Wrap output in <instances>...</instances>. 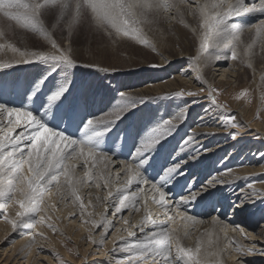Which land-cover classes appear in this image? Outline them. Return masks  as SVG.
<instances>
[{
    "label": "bare ground",
    "instance_id": "obj_1",
    "mask_svg": "<svg viewBox=\"0 0 264 264\" xmlns=\"http://www.w3.org/2000/svg\"><path fill=\"white\" fill-rule=\"evenodd\" d=\"M190 2L191 4L197 5L196 8H199V15L197 16H199V21L200 23H202L203 17L201 15V8L204 5H208V8L206 10L209 14H211L214 11L223 12L227 9L229 3H237V0H224V3L218 9L211 8L212 0H205V2L204 0H192ZM219 2L220 0H213V3ZM255 2L258 3L257 5L260 7L261 0H246V5H244L243 10L234 13L230 18L226 19V23L230 27L235 26H232L233 22L237 23V27H252L248 31V41L245 43L240 42L241 48L245 51L247 49H251V47L253 46H259V43H261V46L259 47H261L264 51V13L260 11H247V9L253 7V4ZM168 14L175 13L170 12ZM191 15H193V19L191 20L186 18L187 15H185V11L183 12V14L175 15L174 20L178 18L179 20L175 24L171 25L172 27L170 25L168 26L169 30L174 34V40L169 41L168 46H171L169 47V49H164L160 46L154 48V53L157 56V63L155 65H148L147 63L143 62L139 66H125L126 68H118L117 70L107 69L103 73H101L103 71L101 69L98 74H93V69H91V71L89 70L91 67H83V64H80V62H77L73 59L79 67L84 69L80 73L81 76L70 74L68 78L59 80V78L54 75L55 73L52 75L43 90L44 93H46L48 89H51L58 84H70L71 87L69 89V92L67 93V98L64 101V110H62V112L66 111L67 108H72L74 110L72 114L70 113L71 120H68L69 124L65 126L64 124L59 123V129L57 130H66L68 134H71L72 131L81 130L83 126V122H81L82 118H84L85 121L90 117L92 119H114L115 117L113 113L118 109V106H121V103H125V99L120 98L116 101H113L111 99V93L113 89L117 94L123 93L125 98H132L136 100V106L134 108H131L123 116L122 119L116 121L111 126V130L101 140L99 145L100 149L98 150L96 155L79 156V149H77V153L64 162L65 164L71 166L70 174L73 177L79 178L84 181L83 183L78 184L76 188L77 194L81 197V200L74 201V198L65 187H61L58 191L57 187L53 185L50 191L45 193L43 201L46 200V198L47 200L49 198H52V196L54 204H56L55 202H57L58 200L56 212L57 214L53 213L54 221H57V219L61 217H65L67 220L72 219L74 223L76 221H81L82 223H85L79 224V227H81V233H87V231H91V233L94 234L99 230V234L97 233V235H94L93 238L92 236H87L89 239L88 246H91L92 243H94V248L102 244V240L104 239V237L113 230L115 225H118L117 229L111 235L112 239L110 240L109 244L110 251H118V254H123L121 252V249H129L126 254H129L131 257H129L130 259L128 261L131 264H189V262H187L188 259L186 260L184 257H181L182 255H178L177 249L179 247H183L186 249L192 248L193 252H195L197 246H199L200 249L198 253L199 257H201L200 255H202V253L206 254L212 251L213 253L216 252L215 254L218 255V259H220L222 263L231 262V264H244L246 262L248 264H262L261 262H259V260L261 258L264 259V256H262L258 251L261 250V247H263L262 244L264 243L261 242L260 244H250V246H243V242L247 240L243 239L242 237L240 239L239 237L238 242L234 238V235L236 234H238L239 236L238 228H229L228 224H224L223 227L220 228L222 230L221 233L217 228L219 219L216 216H209L212 206L215 205L214 202H212L213 196L217 197L219 195L221 198L231 199L230 202L232 200L236 202V206L234 207L235 210H233L230 216H228L229 219H231L233 215L237 213V210L242 206L244 207V209H248V207L250 206H258V204L264 202V184L253 187L247 184L249 179L246 178V176L253 171H264V164L257 166L262 161L259 159L260 155L257 157L258 153L260 152V149H258L259 145L255 144V138L258 135L263 136L264 129H262L259 124L251 122L253 120L248 115L246 109H242L240 105L236 104L234 110L238 115L237 118L244 125L243 127H241L242 129L240 132H238V136H236L235 139H233L232 141L222 140L225 137L224 134L228 133L226 126L221 121L223 113L215 109V107L208 106V95L212 91V82H214L216 80V77L218 76L215 75V72L221 71L219 75L221 79H219L217 83L226 85L227 80L229 82L230 78H235L237 80L240 79L241 76L240 72H238L239 70L234 69V66L237 63L243 62L244 64H247L252 73L255 72L256 74V71L261 72L264 70V58L261 62L256 60L258 62L255 63L252 60L247 61V58H245L242 53L237 52V57L235 59H230L232 63H228L230 66L229 68L225 69L224 64L228 60L222 58L224 54L215 56V54L211 52H200L201 39L205 33V28H199L198 20L194 18L196 17V15L194 13H192ZM190 31L195 34L196 40L194 39V36L191 35ZM230 38L229 42L231 41V45H237ZM220 39L221 37H219L214 32L209 33V49L215 50L216 48L213 45L219 42ZM46 44L50 47V49L49 52L45 53H54L55 50L52 49L50 41ZM175 46H177L178 48L174 49ZM197 47L199 51L196 50ZM220 47H222L223 49V44H220ZM223 51V53H226L227 50ZM0 52L2 53L1 55L3 57V59L2 57L0 59V85H3V87H0V95H3V100L7 101L9 103V106H20L22 104L29 103L26 93L31 90V85L35 83V81H38L40 78L47 75L50 70L45 68L46 63L43 62L27 64L22 63L23 59L30 57L22 56L21 53L14 54L11 48L8 47V45L2 47ZM209 55H211L213 58L209 59ZM184 61H188L189 64L188 67H185L182 71V75L173 73L172 75L170 74L169 79L165 77L169 75L168 73L171 72L170 70H173V68H176L178 64ZM48 66H50L49 63ZM210 66H217L219 68L208 70ZM61 70L63 75L65 72H69L66 71L64 67L61 68ZM178 73L181 74L180 72ZM206 73H208V77H205ZM190 74H192L191 78L187 77ZM134 77H138V79ZM186 77L187 79H185ZM197 78L202 79L203 82L204 89L202 90L203 94L201 96L205 95L207 98L203 99L201 102L192 101L193 103H191L190 105L187 104V106H184V104L177 107L172 106V112L170 113L169 118L162 124H160V122H156V125H159L152 129V131L150 132V136L159 137V142L155 144L158 145L156 146V148H158L159 150L156 152V154L153 153L154 147L150 150L148 157L146 158L147 160L143 163V167L140 169L141 174L145 178V180L151 181V178L154 177L159 170V163L162 160L164 161V158L168 153L163 144L173 138V135H175L176 132L180 130L183 131L182 125L184 123H186L185 126L190 127L191 130L186 127L189 130V133L183 132L180 136L181 138L179 140V144L181 146V152L178 151L180 152V156L179 158L176 157L175 162H178L180 165L182 164L181 168L184 170V174H186L187 172L188 175L193 174V182L200 180V175L202 172L209 171L213 167L212 165L214 164V162L219 161L225 154L226 155L223 158L222 162H220V166L218 165L215 168L213 174L209 177V179H207L206 183L204 184L205 186H211V190L203 192V198L210 194V202L202 201L199 198L200 196L197 197L196 200H193L191 194L189 193H184L179 196V199L177 197V200H173L177 193L184 192L181 188L183 177H180V183L176 187H171V182L168 185H165V188H171V191H168L166 194V204L168 205V207H162L159 204V193L155 192L152 189L151 182L148 183V185L144 184L147 188L144 187L143 184V187L140 185L144 181H141L139 185L135 183V180L131 185L128 184L129 173L126 170L127 166H124L127 163L124 164V162L120 160L122 159V157H127L125 149H122L121 147L123 143L126 142L127 137L119 138L118 141H121V145H118L117 148H113L114 150L110 148V141L114 138V136L117 135L121 128L124 127V119L129 112H140L141 114H145L146 117H150V119H156L155 111H152L148 108L147 110L142 112L140 110H143L144 106L148 104V102L150 103L152 101H156V99L160 100V98L177 94L184 88H186L187 90L190 89L191 92H193L192 90H194V87L196 85V83L195 85H193L195 82L194 80L197 81ZM144 80H146L147 83L145 85H141L142 87H140V82ZM110 84H113V86H110ZM74 96H78L77 100L74 99ZM41 99L43 100V95L41 96ZM112 101L113 103L112 105H110ZM196 103L201 105H198L199 110L194 111L192 107L194 104L196 105ZM108 105L111 106L110 109L100 116L99 113L102 111L103 107ZM42 112L43 109L40 110V113L37 112L36 114L40 115ZM74 113L80 115V118L78 120L75 117L76 115H73ZM2 119L6 124L7 117L5 116ZM46 119L51 120L50 113L46 115ZM218 119L219 121H217ZM247 120H249L250 122ZM168 121H171V124H167L166 122ZM80 122L81 126L78 128L77 125L80 124ZM73 124L74 128H72ZM128 126L129 125L126 126L127 131L132 134L129 140L130 142L134 143L140 140L141 144L142 140H146V136L143 137L142 134L139 135V132L137 131L138 129H140L139 124L134 122L129 129ZM15 131L19 132L20 129H15ZM78 134L79 133L75 132L72 135L73 138L81 139V135ZM140 144H138V146ZM185 154L187 155V157L185 156ZM240 154H243V159L241 160V162H238L235 158H237ZM248 155H252V158H249L250 156L248 157ZM150 156L153 158H151ZM110 157H113L111 159H115V161L118 162L117 170H122V173L120 175H117V172L112 173L115 163L107 162ZM25 159H27V153H25ZM152 160H154L153 163H151ZM225 161L226 163H224ZM139 162V157L135 156L132 157L130 161V163L133 164L134 168L135 163ZM227 162H230V165H232L233 162L236 163L237 167L240 168L238 174L233 173V170L235 169L228 171ZM27 169L28 165L25 164V174H27ZM143 169H146V171H144ZM203 169H206V171ZM82 172H87L88 176L85 177V175H82ZM59 179L61 184L63 185V175H60ZM99 187L101 189L100 194H98ZM200 189L204 190L205 187L204 189ZM135 192H137L138 194ZM109 193H111V195H109ZM122 194L131 197V199L127 201L128 206L122 210H128V213H135V216L127 219L124 218L120 223H115L114 220H108V216L106 214L108 210L107 205L108 203L110 204L109 207H111L110 211L112 214H116L117 217H121L120 213L116 212V207L119 206V199ZM153 197H155V199H153ZM182 197L189 198L190 202L187 204H183L180 209H177L175 206V202L181 200ZM19 198L20 194L15 193L12 199L4 198L3 200H0V212L2 211L4 213V215L2 216L3 220L0 221V229L1 227H5V225H12L8 221L18 219L16 213L21 209L19 208V205L15 203V201ZM66 202L70 203V205H67L65 207ZM81 203L84 204V207L89 206V212H94L95 209L98 210L97 214L93 217L92 214L85 215L86 211H84L83 214L81 211L83 209L80 207ZM40 207H43L45 208V211H48V209L46 208L47 206L44 207V205L41 204ZM220 207L221 205L219 204V208ZM79 210L81 212H79ZM41 211L39 213H41ZM184 213L186 215H184ZM58 214L63 216L58 217ZM5 215L7 216V221L5 220ZM146 217L148 219H145ZM169 217H171V219ZM75 218H77V220ZM158 218L169 219V228L164 227L166 225L164 224L166 220L160 222L157 221ZM234 218L236 220V216L233 217V219ZM154 220L155 223H152V221ZM62 222H64V220ZM33 223L35 222L32 221L31 223H28L27 220H25V222L21 223L20 226L15 230H11V227L9 228L11 231L5 229V233L3 232L0 234V241L4 238V236L6 237L7 234L10 235V233L12 232L21 231V240H19L20 244L18 243V246L20 245V247H17L19 249L21 248L22 251L25 249H29V247H31L32 249L36 248L35 244L30 241L32 239L31 237H33V233H28V230L31 229V225H33ZM261 227V230L263 229L264 231V225H262ZM37 230L38 226L35 230L36 233ZM26 232L29 235H27ZM233 232L235 234H233ZM142 234L146 236L145 242L152 241L150 245H145V242H143V244H138V241H140V236ZM162 240L167 241V247H163L160 243H158V241ZM230 242L235 246H231ZM239 243L242 244V248L251 250L248 255H252V257H250L252 258V260H246L247 258H242V260H246L244 261V263L241 262L242 260L239 263H236V261L233 262V259L238 256V253L240 254L241 252L238 248ZM171 244H174L176 246V249L171 250L170 252L168 245ZM20 251L18 252V254L20 253ZM13 253L14 252L11 251L9 258L13 255ZM104 254L105 253H101V256H104ZM205 254L202 256H205ZM195 256H197V253L195 254ZM198 260L201 262L200 259ZM4 261L5 260L0 261V264H2V262L3 264H7V261Z\"/></svg>",
    "mask_w": 264,
    "mask_h": 264
},
{
    "label": "rangeland",
    "instance_id": "obj_2",
    "mask_svg": "<svg viewBox=\"0 0 264 264\" xmlns=\"http://www.w3.org/2000/svg\"><path fill=\"white\" fill-rule=\"evenodd\" d=\"M190 1L192 0H166V2L170 4V8L167 11L163 9L157 10L155 8L152 9L151 11H145L143 15H140L138 17V22L134 25V27L138 30L137 33L129 34V35H124L122 31L118 32L116 29L108 25L101 26L94 19L92 11L88 8H82L80 10L79 15L75 19V21H73L71 24H70V21H72V15H73L71 10L67 12H62L59 6H53V5H49L43 8L39 15V23L40 25H42L44 29L43 33L40 31H34L32 30L31 27H25L22 25V23H18L16 20L6 17L3 15L2 12H0V45H3V47L8 45V47L11 48L14 54L24 53V52L39 53V52H49L50 47L46 43H48L50 39L55 40L60 49L62 50L66 49L70 51L73 59L76 60L77 62H80V64H83L84 65L83 67H87V68L91 67L89 70L91 71V69H93V72H94L93 74H98L101 71V69L103 70L101 73H103L107 69L117 70L118 68L122 69V68H126L127 66H134V65L139 66L143 62L147 63L148 65H155L157 63V56L154 53V48H157L158 46H160L164 49H169V47H171V46H168L169 41L174 40L173 38L174 34L169 30L168 26L175 24L179 20V18L174 20L175 15L183 14V12L185 11V15H187L186 18L191 20L193 19V15L191 14L194 13L196 15V17L194 18L198 20V27L202 28L201 27L202 23H200L199 16H197L199 15V10H198L199 8H196L197 5L191 4ZM199 1H202V0H199ZM22 2L34 3L35 0H22ZM212 3H213V0L211 4ZM257 4L258 3L255 4V7L258 9L259 6ZM10 11L13 13H17V12L23 13L24 9L22 8L21 9H11ZM170 12L175 13V14H168ZM233 25H235L234 27L238 29L233 34V36H231L230 39H232L237 45L234 44L231 46L232 47L235 46L234 48L236 52L242 53V55H244V57L247 58V61L252 60L255 63L258 61L261 62L262 59L264 58V51L261 47H259L261 46L260 45L261 43L258 44L259 46H253L251 47V49H247L246 51L241 48V43L242 42L245 43L248 41L249 39L248 31L252 27L251 26L250 27L249 26L237 27L236 22L235 23L233 22L232 26ZM44 33H46V35ZM68 33H69V38H68ZM190 33L192 36H194V39L196 40L195 34L191 31ZM142 41H146V43ZM175 47L174 49L178 48L177 46ZM1 49L2 47H0V50ZM13 49H18L19 51H14ZM196 50L199 51L198 47ZM210 52L215 54V56H220L224 54V56L223 57L221 56V57L223 59L225 58L228 60L224 64V68L225 69L229 68L230 66L229 64L232 63V61L230 60L232 59L230 50H227L226 53H223L224 52L223 50L220 52H217L216 49L215 50L209 49L207 53H210ZM1 54L2 53L0 52V59L2 57ZM242 63L243 62H240L237 64L235 63L236 65L234 64L235 65L234 69L236 70L238 69L239 70L238 72H240V76H241L240 79L237 80L235 78H232V79L230 78L229 82L227 80L226 85L225 84L221 85L217 83V81L221 79L219 76L221 71L215 72V75H218V76L216 77V80L212 82L213 83L212 84L213 87L211 88L212 91L208 95V100H209L208 106L215 107V109L223 113L222 114L223 117L221 121L226 126L228 133L224 134L225 137L222 140L232 141L233 139H235L236 136H238L237 135L238 132L241 131L242 129L241 127H243L244 125L237 118L238 115L234 110L236 104L240 105L242 109L243 108L246 109L248 115L253 120L251 122L255 124H259V126L262 129H264V70L261 72L259 71L261 74L258 71H256V74H255V72L252 73V71L249 69L247 64H244V63L242 64ZM188 64H189L188 61L181 62L180 64L177 65L176 68H173V70H170L171 72L168 73L169 75L165 77L169 79L170 74L172 75L173 73L177 75H182L183 73L182 71L184 70L185 67H188ZM63 67L64 69H66V71H69V72H65L64 75L62 74V70H61V68ZM45 68L50 70V66H48V63L45 64ZM216 68H219V67L210 66L208 70L216 69ZM83 70L84 69L79 66L75 68H67L66 66H60L59 70L54 75L57 78H59V80H62V79L68 78L70 74L81 76L80 73ZM178 72H180L181 74H179ZM205 75H206L205 77L209 76L208 73H206ZM191 76L192 74L188 75L187 77L191 78ZM187 77L185 79H187ZM134 78L138 79V77H134ZM194 81L195 82L193 85H195V83L196 85L194 87V90H192L193 92H191L190 89L187 90L186 88H184L182 91L178 92V93L183 92L184 96L177 95L178 94L177 93L174 95L160 98V100L156 99V101H152L150 103L148 102V104L144 106L143 110H140L142 112V111L147 110L148 108L152 111H155L156 119L154 118L150 119V117H146L145 114L143 113L141 114L140 112H134V113L129 112L127 114L126 118L124 119L125 121L124 127L121 128V130L117 133V135L114 136V138L110 141V148L113 149V148H117L118 145H121L120 144L121 141H118L119 138L127 137L126 142H124L123 145L121 146L122 149H125V153L127 157H122V159H120L124 162V164L127 163L124 165L125 167L131 164L130 163L131 158L134 157L133 153L135 152L138 144H140V140L134 143L129 141L132 134L127 131L126 126L129 125L128 126V129H129L131 128V125L134 122H136L137 124L140 125V129L137 130L139 132V135L142 134L143 137L146 136V139L149 138L150 132L152 131V129H154L155 127L159 125V124L156 125V122H160V124H162L169 118L170 113L172 112V106L177 107L182 104H184V106H187V104L190 105L191 103L197 102V101L201 102L203 99L207 98L205 95H204L205 98L204 96H201L203 94L202 90L204 89L202 79L197 78L198 82L196 80ZM146 83H147L146 80H144L140 82L139 86L142 87L141 85H145ZM192 83H193V80H192ZM110 86H113V84H110ZM189 92L194 93L195 95H187V93ZM77 97L78 96H74V99L77 100ZM120 98H122L121 94L115 93V90L113 89L111 93V99L113 101H116L117 99H120ZM213 100L215 101V103H213ZM113 101L110 103V105H112ZM120 105H123V104L121 103ZM198 105H201V104L196 103V105L195 104L193 105L192 108L194 109V111L199 110ZM110 107L111 106L109 105L103 107L99 115L101 116V114L106 113L107 110L110 109ZM71 109L67 108L66 112L72 114L74 110L73 109L71 110ZM73 115L74 116L76 115L75 117L77 120L80 118V115L78 114L74 113ZM230 117L232 119H229ZM83 121H85L84 118L81 119V122ZM217 121H219V119ZM81 122L80 124L77 125L78 128L81 126ZM59 123L64 124L66 126L69 124V121L67 118H64L63 120L59 121ZM185 125L186 123L182 125L183 131L180 130L178 131L179 134L178 132H176L175 134L176 136L173 135L174 140L173 138H171L170 140L166 141L163 144V146L165 147L168 153L166 154L164 161L162 160L159 163L160 166H159L158 171H160L162 168H167L169 166H174V165L179 164L178 162H175L176 161L175 159L176 157L179 158L180 156L179 154L181 152L180 150L181 146L179 144V140L181 138L180 136L182 135L183 132L189 133L188 129H190V127H187ZM72 128H74V124ZM75 132L79 133L78 135H81L80 137L83 138L82 129L72 131L71 135H73ZM255 141H256L255 144L259 145L258 149H260V152L257 155V157L260 155L259 159L262 161L257 165V166H260L264 164V142H263L264 135L263 136L258 135L255 138ZM159 145H162V144H159ZM156 146L158 145L154 146V150H153L154 154H156V152L159 150L158 148H156ZM225 155L223 156V158L225 157ZM185 156L187 157L186 154ZM249 156L250 155H248V157ZM111 158L113 157H110V159H108L110 161L107 160V162L115 163L113 166L114 169L112 170V173L117 172V175H120L122 173V170H119V171L117 170L118 162L115 161V159H111ZM223 158L220 159L219 161L214 162V164L212 165L213 167L209 171L202 172L200 175V180L196 182L192 181L193 174H191L192 175L191 176V175H188V172L186 174L183 173V175L181 176L183 177L182 178L183 180L181 182V185H182L181 188L183 189L184 192L177 193V195H175V198H173V200H177V197L179 199L180 198L179 196L184 193L191 194V197L192 196L199 197L201 193L211 190L210 185L205 186L204 184L206 183L207 179H209V177L213 174V172L215 171V168L219 164H221L220 162H222ZM249 158H252V155ZM235 159H237L238 162H241V160L243 159V154L242 155L240 154ZM153 162L154 160H152L151 163ZM224 163H226V161ZM180 166L182 167V164ZM227 168H228V171L235 169L233 170V173H237V174L240 169L237 167L236 163L234 162L232 165H230V162H227ZM203 170L206 171V169H203ZM182 171L184 170L182 169ZM261 172L253 171L252 173L247 175L246 178L249 179L247 184L253 187L263 185L264 184V171H261ZM82 175H85V173L82 172ZM148 181H149L148 183L151 182L150 180ZM148 183L143 182L140 185L143 187L144 184L148 185ZM146 185H144V187H146ZM203 186L205 187V189ZM200 188H203L204 190H201ZM98 189H99L98 194H100L101 193L100 187ZM201 200L210 202L211 201L210 194L205 196ZM230 200L231 199L221 198L219 195L217 197L216 196L212 197V202H214L215 205L212 206L209 217L216 216L219 219V224L217 226L218 230L222 233V230L220 228H222L224 224H228L229 228L230 227H234L235 229L238 228L239 236L238 234H236L234 235V238L238 242H239V237L240 239L242 237L243 239L247 240L243 242V246H246V245L250 246V244H260L261 242L264 243V231L263 229L261 230L262 228L261 226L264 225V202H261L260 204H258V206L257 205L250 206L248 207V209H244L243 206L240 207L237 210V213L233 215V217L236 216V220H235V218L233 219V217L231 219H229L228 217L230 216L231 212L235 210L234 207L236 206V202H234V200L230 202ZM55 203L56 204H54L53 202V196L52 198H49L48 200L46 198V200L43 201L42 205H44V207L47 206L46 208L48 209L49 212L47 210L45 211V208L41 207V210H42L41 213L35 214V217L33 220V222L35 223L31 225V229L28 230L29 232L27 231L29 234L33 233L32 235L33 237H31L32 239L30 241H32L35 244L36 248L32 249L31 247H29V249H25L23 251L20 248L21 249L20 251V249L18 248L20 247V245L18 246V243L20 242L19 240H21V237H20L21 231L12 232L10 233V235L6 233L7 235L6 237L4 236L3 238L4 240L1 239L0 241V261L5 260L7 261L6 262L7 264H131L130 262H128L131 257L129 254H126L129 249L124 250V251L121 250L123 254H118L119 253L118 251L116 252L110 251L109 244H110V240L112 239L111 235L117 229L118 225H115L113 230L104 237V239L102 240V244L98 245L95 248L93 247L95 245L94 243H92L91 246H88L89 239L87 236H92L93 238L94 235L96 236L97 233L99 234L100 231L98 230L94 234L91 233V231H87V233L85 232L81 233L80 231L81 227H79V224H85V223H82L81 221H76L74 223L72 219L67 220L65 217L58 218L57 221H54L53 213L57 214L56 212H57L58 200ZM219 204L221 205L220 208H219ZM67 205H70V203L66 202L65 207ZM109 205L110 204L108 203L107 205L108 210L106 214L108 216V220H111V221L114 220L115 223H120L121 220L124 218L127 219L132 216H135V213H128V210H124V211L122 210L120 212L121 217H117L116 214L111 213L110 211L111 207H109ZM81 211L82 213L86 211L85 215L92 214V217H93L94 215L97 214L98 210L95 209L94 212L93 211L89 212V206H86ZM81 211L79 210V212ZM0 213H1V216H0V221H1L3 220L2 216L4 215V213L2 211ZM184 215L186 214L184 213ZM40 216L45 217V221L43 223L40 222ZM57 216L60 217L63 215L58 214ZM75 219L77 220V218ZM63 220L64 222H62ZM163 220H166L164 222V224H166L164 227L167 228L170 223L169 219L158 218L157 221L163 222ZM49 225H51V227H49ZM37 226H38V230L36 233L35 230ZM9 228L11 230H14L12 225H8V226L5 225V227H1L0 234L3 233L5 229L10 230ZM27 232L26 234L29 235ZM233 234L235 233L233 232ZM145 241H146V236L142 234L140 236V241H138V244H143V242ZM151 242L152 241L145 242V245H150ZM230 245L235 246L231 242H230ZM262 245L263 247H261V250L258 252H260V254L264 256V244ZM168 246H169L168 248L170 249V252L171 250L176 249V246L174 244H171ZM238 248L240 249L241 252L240 254L238 253V256L233 259V262L236 261V263H239L242 260V258L244 259L247 258L246 260H252V258H250L252 257V255H248V253L251 252V250L242 248L241 243L238 244ZM9 250L14 252L13 255L10 256V258H9V255L11 251ZM19 251L20 253L18 254ZM101 253H105L104 256H101ZM177 253L180 256L182 255L178 251ZM193 253L195 256L196 253L195 252ZM212 253H213L212 251L206 254L202 253V255L205 254V256L200 255L202 258L199 257L198 256L199 254L197 253V256H195V258L197 257L198 259L201 260V262L199 261V264H231V262L222 263L220 259H218V255L215 254L216 252L213 253L214 255ZM181 257H183V255ZM184 258L187 260L186 257ZM246 260H242L241 262L244 263V261ZM187 262H189V264H192V262L189 260H187ZM259 262L264 264V259L261 258ZM244 264H248V263L245 262Z\"/></svg>",
    "mask_w": 264,
    "mask_h": 264
},
{
    "label": "snow or ice",
    "instance_id": "obj_3",
    "mask_svg": "<svg viewBox=\"0 0 264 264\" xmlns=\"http://www.w3.org/2000/svg\"><path fill=\"white\" fill-rule=\"evenodd\" d=\"M223 3L224 0H220L219 3H212L211 8L218 9ZM245 3L246 0H237V3H229L227 9L223 12L214 11L211 14L206 10L208 5L201 8L203 17L201 27L205 28V33L201 39L200 52H208L210 48L208 34L214 32L221 37L219 42L213 45L216 51L230 50L232 58L237 57L235 48L229 43V38L237 29L234 26L230 27L226 23V19L243 10ZM49 5L59 6L62 12L71 10L73 15L70 24L75 21L82 8H88L101 26L108 25L118 32L122 31L124 35L137 33L138 30L134 25L138 22V17L143 15L145 11H151L154 8L167 11L170 8V4L166 0H35L34 3H24L22 0H0V12L18 23H22L25 27H31L32 30L43 33L44 29L39 23V15L41 10ZM21 8L24 9L23 13L10 11L11 9ZM247 11L264 13V0H261L258 9L254 4ZM44 34L46 35V33ZM142 42L146 43V41ZM50 43L52 49L55 50L54 53H21L22 56L30 57L23 59L22 63L43 62L50 64L48 74L35 81L31 85V90L26 93L29 103L20 106H9V103L3 100V95H0V200L4 198L12 199L15 193L20 194V198L15 201L21 209L16 213L18 219L8 221L12 224L14 230L25 220L28 223L34 220L35 214L41 211L40 205L43 203L45 193L49 192L53 185L57 187L58 191L61 187H66L74 201L81 200L76 188L78 184L84 181L73 177L70 174L71 166L64 162L76 154L77 149H79V156L96 155L100 149L101 140L111 130V126L136 106V100L125 98L124 94L121 93L125 103L118 106V109L113 113L115 118L108 120L90 118L83 121V138L74 139L66 130H57L59 129V121L64 118L71 120L70 113L62 112L71 85L61 83L48 89L46 93L43 90L52 75L59 70L58 66L75 68L78 65L74 62L70 51L60 49L55 40L50 39ZM220 44H223V49H221ZM0 47H3V45H0ZM13 50L19 51L18 49ZM212 58L209 55V59ZM0 87H3V85H0ZM42 95L43 100L41 99ZM177 95L182 96L184 93L180 92ZM187 95L195 94L189 92ZM213 103H215L214 100ZM41 109H43V112L37 115L36 113H40ZM49 113L51 114V120L46 119V115ZM5 116L7 117L6 124L2 119ZM166 123L171 124V121ZM15 129H20V131L16 132ZM158 142L159 137L150 136L148 139L142 140L133 153L135 157H139L140 162L135 163V168L132 164L126 167L129 173V185L134 180L137 185L141 181L148 183V180H145L142 176L140 169L147 160L150 150ZM25 153H27V159H25ZM25 164L28 165L27 174L24 172ZM143 170L146 171V169ZM60 175L64 177L63 185L59 179ZM182 175L181 166L174 165L162 168L151 178V187L159 193V204L162 207H168L166 194L171 191V188L166 189L165 185L171 182V187H176L180 183L179 178ZM87 176L88 173L85 172V177ZM203 196L204 193H201L199 198L202 199ZM129 199L131 197L127 195L122 194L120 196L119 206L116 207L117 213L128 206L127 201ZM192 199L196 200L197 197L192 196ZM189 202V198L182 197L181 200L175 202V206L180 209L183 204ZM80 207L83 209L84 204L81 203ZM169 218L171 219V217ZM5 220L7 221L6 215ZM44 220L45 217L40 216V222L43 223ZM152 223H155V221H152ZM158 243L163 247H167L166 240L158 241ZM121 250L124 251L125 249ZM177 250L192 264H199V260L195 258L192 249L179 247ZM199 250V246H197L195 253H199Z\"/></svg>",
    "mask_w": 264,
    "mask_h": 264
}]
</instances>
